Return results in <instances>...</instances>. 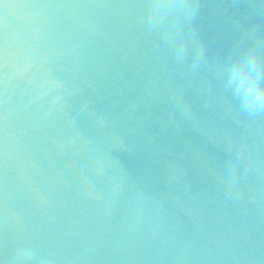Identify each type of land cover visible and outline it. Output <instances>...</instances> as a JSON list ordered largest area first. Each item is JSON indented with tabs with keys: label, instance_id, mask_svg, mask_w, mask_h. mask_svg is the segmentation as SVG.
<instances>
[{
	"label": "water",
	"instance_id": "obj_1",
	"mask_svg": "<svg viewBox=\"0 0 264 264\" xmlns=\"http://www.w3.org/2000/svg\"><path fill=\"white\" fill-rule=\"evenodd\" d=\"M142 0H0V213L43 264H264V117L212 70L264 0H199L177 64Z\"/></svg>",
	"mask_w": 264,
	"mask_h": 264
},
{
	"label": "clouds",
	"instance_id": "obj_2",
	"mask_svg": "<svg viewBox=\"0 0 264 264\" xmlns=\"http://www.w3.org/2000/svg\"><path fill=\"white\" fill-rule=\"evenodd\" d=\"M140 23L150 35L170 49L177 64L191 57L194 72L204 57L194 20L199 0H142ZM249 43L234 47L213 71L235 102L237 113L250 121L264 117V38L255 31Z\"/></svg>",
	"mask_w": 264,
	"mask_h": 264
},
{
	"label": "trees",
	"instance_id": "obj_3",
	"mask_svg": "<svg viewBox=\"0 0 264 264\" xmlns=\"http://www.w3.org/2000/svg\"><path fill=\"white\" fill-rule=\"evenodd\" d=\"M0 264H43L38 258L22 250L8 229L0 213Z\"/></svg>",
	"mask_w": 264,
	"mask_h": 264
}]
</instances>
